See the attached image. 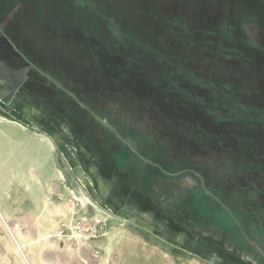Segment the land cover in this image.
<instances>
[{
  "label": "rangeland",
  "instance_id": "1",
  "mask_svg": "<svg viewBox=\"0 0 264 264\" xmlns=\"http://www.w3.org/2000/svg\"><path fill=\"white\" fill-rule=\"evenodd\" d=\"M0 18L19 25L32 69L21 73L19 59L0 56V111L11 118L0 116V129L41 147L19 160L18 144L0 143V264H264L250 248L264 255V0H0ZM23 75L49 80L57 100L103 123L147 132L148 147L133 142L136 128L123 137L131 158L152 164L148 182L183 174L195 225L251 254H236L219 234L171 229L151 210L128 218L104 193L92 194L95 207L84 203L63 146L43 129L57 117L40 125L45 135L36 127L42 100L24 88L25 102L14 97ZM131 158L120 154L119 166ZM80 214L104 226L84 247L59 229Z\"/></svg>",
  "mask_w": 264,
  "mask_h": 264
},
{
  "label": "crops",
  "instance_id": "2",
  "mask_svg": "<svg viewBox=\"0 0 264 264\" xmlns=\"http://www.w3.org/2000/svg\"><path fill=\"white\" fill-rule=\"evenodd\" d=\"M57 120L56 128L52 126V134H49V136L63 146V150L60 149L59 151L62 156L64 155L66 161L65 171L72 175V181L79 183L93 202L95 197L92 194H97L99 197L103 196L101 194L104 193L103 198L106 201L122 202L123 207H119V210L123 209L122 214L128 216V218H136L132 211L145 209L146 211L151 210L153 215L157 217L153 216L156 220L166 221L167 225H171V229L179 227L176 221L182 218L183 221L186 220L195 225V220L190 218L191 215L179 209V207H182L183 198L178 196L183 190L186 191L188 188L187 183L191 180L182 181V176L176 175L178 177L176 178L177 181L173 180L171 182L170 177L174 176L166 175L161 169L162 174L160 177L155 181L150 179L151 182H148L150 175H146V169L148 165L152 166V164L139 155L136 158H131V154L136 152L130 149L131 146L125 147L126 143L123 136L128 135L127 130H129V127L136 128L132 136L134 137L133 142L142 147H146V141L151 139L147 132L134 127L130 122L120 119L113 125L112 129L109 126L100 129L98 124L94 122L91 129L85 132L88 138L82 130L77 128L76 123L70 116L63 115L57 117ZM120 125L123 127L122 130H118ZM94 133L102 136L103 141H98ZM86 137L87 140H85ZM122 153L127 158H131L125 167H120L118 162ZM77 170L80 175L84 176L83 179L77 175ZM166 185L174 191L168 197L164 189ZM68 186L70 185L68 184ZM186 192L188 193V191ZM98 193L100 194L98 195ZM162 202L164 206H162ZM173 203V208L178 210L175 215L171 212ZM177 205H179L178 209L176 208ZM168 212L172 215H169ZM163 215L166 217L163 218ZM137 222L142 224V221ZM153 232L159 233L160 231L154 228ZM221 232L226 235L225 232ZM245 245L246 243H244L243 248L236 245L235 247L241 251L247 250L246 254H251ZM250 248L252 249V247Z\"/></svg>",
  "mask_w": 264,
  "mask_h": 264
},
{
  "label": "flooded vegetation",
  "instance_id": "3",
  "mask_svg": "<svg viewBox=\"0 0 264 264\" xmlns=\"http://www.w3.org/2000/svg\"><path fill=\"white\" fill-rule=\"evenodd\" d=\"M11 21L12 20H8L6 21V19H2L0 18V32L1 34L4 36V38L8 41V43L10 44L9 47L11 48V50L16 53L18 56H22L24 57L21 48L19 47L20 45V30H19V25H16V23H13L11 25ZM9 25V26H8ZM20 62V61H19ZM18 62V63H19ZM25 62V61H24ZM24 66L23 64L19 65L20 68V72L23 73H28V72H32L30 69V67L26 64L25 62ZM25 67L26 70L23 71V68ZM25 76V75H24ZM44 79V78H43ZM49 82V80H48ZM44 80H33L31 77L29 76H25L24 77V81L21 84L22 89L20 90L21 93H17L14 95V97L19 98L21 100H23L24 102L26 101V94L23 95L22 90H28L32 93V95L39 97L42 102H43V107H45V115H43V117H41V119L39 120V122H37L36 124H38L36 127H38L40 129V125H45L48 123V121L50 120V118H53L54 116L56 117H60L63 116L64 114L67 116L68 115V110L70 109L69 104H67L64 100H57V93L56 91H58L60 88H58L54 83H49ZM24 88V89H23ZM25 96V97H23ZM28 104V103H27ZM30 105V104H29ZM76 115V114H75ZM70 116V115H68ZM72 118V116H71ZM76 125L77 128L79 130L81 129H87L90 130L91 129V124L86 123V120L81 119L80 117H76L75 120H73ZM47 126V125H46ZM50 126V125H48ZM47 127H44L43 129L45 130ZM40 132L43 130H39ZM45 133V132H43ZM47 133H45L46 135ZM46 136L50 137L49 134H47ZM164 189L166 190V192H174L173 189H169V186H164ZM166 193V194H167ZM188 196L187 192L185 190L182 191V193H180L179 197L183 198L182 200H184V198H186ZM184 202L181 203V206L183 207ZM183 219H181L182 221ZM180 221V220H179ZM180 221V222H181ZM183 228L187 229V230H194L193 228H188L185 227L186 225H182ZM253 250H256L257 252L261 253L262 252L256 247L252 248Z\"/></svg>",
  "mask_w": 264,
  "mask_h": 264
},
{
  "label": "trees",
  "instance_id": "4",
  "mask_svg": "<svg viewBox=\"0 0 264 264\" xmlns=\"http://www.w3.org/2000/svg\"><path fill=\"white\" fill-rule=\"evenodd\" d=\"M0 56L3 58H6V57H8L9 59H8V61L11 59V61L12 60H17V59H19L20 60V62H19V64H23L24 66H25V62H26V60L22 57V56H18L16 53H14L12 50H11V48L9 47V43H8V41L4 38V36L1 34V32H0ZM2 48H4L5 50H3L2 51ZM5 52V53H4ZM8 54V55H7ZM25 61V62H24ZM15 66H16V68L19 70L20 68H19V65H17V64H15ZM13 72H15V70L13 69ZM22 73V72H21ZM16 78H18V76H17V74H16ZM23 81H24V75H23V77H20V80H19V82H20V85L23 83ZM71 100H66L65 102L67 103V104H69V106H70V109L68 110V115H70V118H71V116H72V119L73 120H75V118L77 117H80L81 119H83V120H86V123H88V124H93L94 122H96L97 124H98V126L100 127V129H104V128H106L107 126H109L111 129H112V127H113V125H110V124H105V123H103L102 122V120H100V119H98L92 112H90L89 110H87V109H85L84 107L82 108L77 102H71V103H69ZM76 114V115H75ZM67 115V116H68ZM56 117V116H55ZM88 118H90V120H88ZM51 120L52 119H54V118H50ZM51 120H49V121H51ZM125 122H127V120H124ZM84 133L87 131V129H81ZM46 131H48L47 133L48 134H52L51 132H52V128L50 129V130H48L47 128H46ZM84 135H86L87 136V133H85ZM94 135H95V137L98 139V141H100V142H102L103 141V139L101 138L102 136H100L98 133H94ZM88 137V136H87ZM87 137L85 138V140H87ZM89 138V137H88ZM154 138V137H153ZM155 139V138H154ZM84 140V141H85ZM181 172H183V171H181ZM186 172H188V171H186ZM189 174H191L190 173V171L188 172ZM166 174V173H165ZM184 174H186V173H184ZM193 174V173H192ZM166 175H169V176H176V175H171L170 173H168V174H166ZM177 175H182L181 173L180 174H177ZM172 193L171 192H168L167 194H166V196L168 197V196H170ZM179 197V196H178ZM180 198V197H179ZM176 202V201H175ZM180 205V204H179ZM179 205H177L176 206V208L177 207H179ZM162 206H164V204H163V202H162ZM173 206H174V203H173V205H172V214L173 215H175L177 212H178V210H175L174 208H173ZM178 209V208H177ZM179 209H180V211L182 210H184L185 212L184 213H188V215H191L190 216V218H192V215H194L195 213H196V211L194 210V209H192V208H190V207H188V206H184L183 205V207H179ZM168 214L169 215H172L171 213H169L168 212ZM187 215V216H188ZM183 219V218H182ZM193 219V218H192ZM181 219H178L176 222H177V224H178V226L179 227H183L182 225H186L185 227H187L188 226V228H193L194 230H196V229H201V230H203L204 231V233H207V234H209V232L210 233H212V231H213V229H217V228H215V227H212V226H208L207 228L206 227H201V226H197V225H194V224H192V223H190L189 221H186V220H182L181 222ZM212 228V229H211ZM221 236H223V235H221ZM225 238V237H224ZM227 240V245H225V247H227V248H230V249H232V250H234L235 251V253L236 254H239V255H244V254H246L247 253V250H245V251H241V250H238L234 245H232V243L228 240V238L226 239ZM237 251V252H236ZM253 255H256V256H259L260 258L262 257H264V255L262 254L261 255V253H259V252H257L256 250H253ZM247 255V254H246ZM251 256V255H250ZM252 258H253V256H251ZM255 258V257H254Z\"/></svg>",
  "mask_w": 264,
  "mask_h": 264
},
{
  "label": "built area",
  "instance_id": "5",
  "mask_svg": "<svg viewBox=\"0 0 264 264\" xmlns=\"http://www.w3.org/2000/svg\"><path fill=\"white\" fill-rule=\"evenodd\" d=\"M73 206H75V203ZM103 227L101 218L87 217L80 214L69 225L63 224L59 229L60 234L65 233L66 236L69 234V241L84 247L90 245L101 236Z\"/></svg>",
  "mask_w": 264,
  "mask_h": 264
},
{
  "label": "bare ground",
  "instance_id": "6",
  "mask_svg": "<svg viewBox=\"0 0 264 264\" xmlns=\"http://www.w3.org/2000/svg\"><path fill=\"white\" fill-rule=\"evenodd\" d=\"M22 134V133H21ZM20 133H18L17 131H14L13 129H5V128H2L0 129V143H3V144H11L13 146H15L16 144L19 145V148L15 150V152H13L14 154H17L19 160H22L23 157H25V155H27V151L30 149H32L31 151H40L41 147H39L40 145L38 146H35L29 142V140H27L24 136H22ZM27 136V134H26ZM45 151V150H44ZM46 152V151H45ZM44 152V153H45ZM3 153L6 154V152L3 151ZM32 153V152H31ZM34 153V152H33ZM42 153V152H41ZM43 153V154H44ZM38 154V153H37ZM40 154V153H39ZM3 155V154H2ZM29 155V154H28ZM30 157V156H29ZM27 158V157H26ZM42 158V157H41ZM47 158V157H46ZM18 159H16V161H19ZM39 159V158H38ZM30 160V159H28ZM32 160V159H31ZM45 160V159H43ZM40 159V164H37L36 167L38 169V171L40 173H45L46 170H47V162L46 161H43ZM29 163V162H27ZM17 164V163H16ZM15 164V165H16ZM31 166L32 164L34 165V163H30ZM29 164V165H30ZM28 165V164H27ZM36 169V170H37ZM22 178V177H21ZM110 236V235H109Z\"/></svg>",
  "mask_w": 264,
  "mask_h": 264
},
{
  "label": "water",
  "instance_id": "7",
  "mask_svg": "<svg viewBox=\"0 0 264 264\" xmlns=\"http://www.w3.org/2000/svg\"><path fill=\"white\" fill-rule=\"evenodd\" d=\"M0 116L2 117V118H10V117H8L7 115H5V114H3L1 111H0ZM5 116V117H4ZM11 119V118H10ZM66 172V171H65ZM67 174H68V176H69V178H70V180L72 181V175L70 174V173H68V172H66ZM74 184H75V188L80 192V194L82 195V197H83V199L85 200L84 201V203H86L87 205H90V206H94L93 204H92V201H91V198H90V196H88V194H86V192H84V190L82 189V187H81V185L79 184V183H75L74 182ZM95 207V206H94ZM97 209L96 210H98V212H102V209H100L99 207H96ZM97 217V216H96ZM212 229V228H211ZM211 234H219V235H223L222 237H227V235H225L224 233H222L221 232V230H219V229H213V231H212V233ZM227 239V238H226ZM225 239V240H226ZM237 252V251H236Z\"/></svg>",
  "mask_w": 264,
  "mask_h": 264
}]
</instances>
